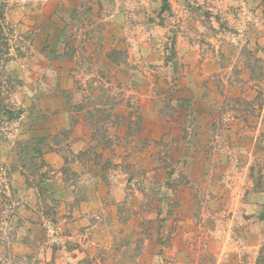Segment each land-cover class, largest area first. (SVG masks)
I'll use <instances>...</instances> for the list:
<instances>
[{
    "label": "rangeland",
    "instance_id": "374dc122",
    "mask_svg": "<svg viewBox=\"0 0 264 264\" xmlns=\"http://www.w3.org/2000/svg\"><path fill=\"white\" fill-rule=\"evenodd\" d=\"M0 3V264H256L264 0Z\"/></svg>",
    "mask_w": 264,
    "mask_h": 264
},
{
    "label": "trees",
    "instance_id": "16d2710c",
    "mask_svg": "<svg viewBox=\"0 0 264 264\" xmlns=\"http://www.w3.org/2000/svg\"><path fill=\"white\" fill-rule=\"evenodd\" d=\"M169 2L170 0H162V11H171V6ZM0 6H2V3H0ZM3 18H4V14L0 13V35L1 34L3 35L2 33L3 25H4V23H2ZM8 54H9V45H8L7 40L6 39L4 41L0 40V64L3 63L2 65H0V73L5 72V67L8 64V60L7 59L3 60V58L5 55H8ZM1 86H2V80L0 78V93L2 89ZM0 112H2L1 109H0ZM3 114H4V118L13 117V111L7 108L4 109ZM33 152H37L40 156L43 154L42 151L40 149H37L36 147ZM256 264H264V247L262 248V251L258 256Z\"/></svg>",
    "mask_w": 264,
    "mask_h": 264
}]
</instances>
